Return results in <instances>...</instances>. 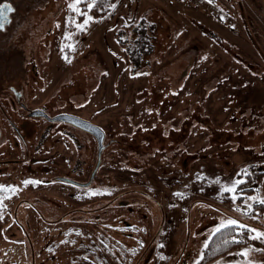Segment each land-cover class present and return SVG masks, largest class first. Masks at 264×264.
<instances>
[{
    "label": "rangeland",
    "instance_id": "obj_1",
    "mask_svg": "<svg viewBox=\"0 0 264 264\" xmlns=\"http://www.w3.org/2000/svg\"><path fill=\"white\" fill-rule=\"evenodd\" d=\"M9 1L0 118H22L25 137L20 148L7 130L0 139V182L35 181L22 196L38 208L22 206L21 225L0 212V264H29L31 248L35 264H100L97 253L197 264L221 219L264 230V205L245 213V197L221 191L244 170L247 196L264 197V0H115L86 30L74 0ZM33 109L99 126L101 152L91 133ZM7 145L15 169H2ZM241 248L264 261V240L248 236L207 264H247Z\"/></svg>",
    "mask_w": 264,
    "mask_h": 264
},
{
    "label": "flooded vegetation",
    "instance_id": "obj_2",
    "mask_svg": "<svg viewBox=\"0 0 264 264\" xmlns=\"http://www.w3.org/2000/svg\"><path fill=\"white\" fill-rule=\"evenodd\" d=\"M3 3H7V4L11 5V2L9 0H0V4H3ZM11 9H12L11 11L5 10L6 16L2 20L4 22L0 21V23L3 24V27H0V34H2V35L8 34L9 28L13 25L12 24V20H13L12 14L14 13L15 8L11 6ZM2 42H3V38L0 36V95L2 97V101L0 102V109L3 112V109H7L10 105L9 98L7 97V94L9 93V87H11L10 86V71H11V65L10 64L11 63H10V58L8 55L9 52H7V51H9L8 47L3 45ZM6 54L8 56H6ZM17 71H19V72L22 71V68H20V66H19V69ZM14 94H15V98L17 99V102L14 103V105L25 112L27 109L26 108L27 106L25 105L24 102L21 101L20 93L18 91H14ZM6 114L7 115H4V113H2L3 117L0 118V139L3 138V136H5V134L7 133L11 137L13 147H19L20 148V146H19L20 142L23 143L24 137H25L22 129L20 128L24 122H22V118H16V119L10 118L9 117V111H7ZM23 115H25V114H23ZM28 115H30V111H28ZM42 117H45V116H42ZM72 126H74V125H72ZM6 127H7V129H6ZM79 129H81V128H79ZM6 130H7V132L5 133ZM4 149H9L8 151H4V153H1V154H3V157L8 158V160L6 161L8 163L2 169H15L14 165L18 166L21 158H18L19 156H17V157H15V156L11 157L10 156L11 150L9 148V145H7V147H5ZM16 155H20V154H16ZM98 155H100V154H98ZM9 165H12V166H9ZM21 167H19L18 169H21ZM22 169H23V167H22ZM24 179H25V177L20 179V180H17V182H16L15 180H10L9 178H7V179L3 178V179H1V182H0V184L17 186L14 188V190L11 193H9L7 189L4 190V199L2 200L4 202L0 203V212L2 210L5 211L7 214V218L10 217V219H12L14 222H17L18 225H21L19 217H18V212L21 211L20 208L22 206H25V205L30 206L33 210H37V208H38V206L35 205L31 200L26 199L25 197L22 196V194H23L22 191L24 190V183H23ZM63 179L66 180V182H69L71 184H84L85 183V182L80 183V182L75 181L74 179H71L68 177H65ZM14 182L17 184H15ZM14 199L16 200V202L14 204L15 209L14 208L10 209V210L7 209V207H9L8 206L9 203L11 201H13ZM2 203H3V205L1 206ZM15 211H17V213ZM36 212H39V210ZM19 214H20V212H19ZM4 216H6V215H4ZM38 216H39V218H41L39 213H38ZM54 219L57 220L58 219L57 216ZM55 220H52V221H55ZM71 263H73V262H71Z\"/></svg>",
    "mask_w": 264,
    "mask_h": 264
},
{
    "label": "snow or ice",
    "instance_id": "obj_3",
    "mask_svg": "<svg viewBox=\"0 0 264 264\" xmlns=\"http://www.w3.org/2000/svg\"><path fill=\"white\" fill-rule=\"evenodd\" d=\"M211 2V0H210ZM99 4V0H74V3L70 5V7L73 8V10L77 13H79L81 16H83L82 21H78L76 23V27L80 29H85L95 19H98L97 17H94L90 15V12L92 9L97 7ZM83 6V7H81ZM108 7L115 8V3L108 4ZM83 9H87V11H84ZM11 11V5L7 3L0 4V21H2L6 16V11ZM103 10V9H101ZM0 27H3V24L0 23ZM67 59V57H65ZM247 180V173L244 170H240V172L237 174V176L232 180L230 184H226L221 191L226 192L230 198L235 201L237 199H240L241 197H245L243 203L246 205L244 208V212L247 213L248 211L252 210L255 204H261L264 205V197H248L243 189V185L245 184ZM34 183L35 181L32 180H25L23 183ZM17 186L14 185H7V184H0V201L4 199V190L7 189L9 193H11L14 188ZM92 194H95L93 190H89ZM251 201V202H249ZM231 229L235 233H241L243 230H248V236L251 239H258V240H264V230H261L259 228L253 227L245 222H242L240 219L236 218H228V219H221L218 224L215 225L213 231L214 232H220L222 230L225 231V239L224 243H236L238 242L241 237L239 235H232L228 230ZM250 252L249 248H241L239 250V255L247 259L248 254ZM247 264H264V261H254L251 259H247Z\"/></svg>",
    "mask_w": 264,
    "mask_h": 264
},
{
    "label": "trees",
    "instance_id": "obj_4",
    "mask_svg": "<svg viewBox=\"0 0 264 264\" xmlns=\"http://www.w3.org/2000/svg\"><path fill=\"white\" fill-rule=\"evenodd\" d=\"M114 1L115 0H99L98 6L95 7L94 9H92L91 11H92V13L94 15L103 14L109 8L107 5L108 4H112ZM101 9H103V10H101ZM256 206H261V204H258ZM57 218L58 219L55 220V221H53V222L61 221V219L59 218V216H57ZM228 232H230L232 235H239L241 237V239L238 242H236V243H228V244H225L223 242L224 239H225V231L222 230L220 232H213L209 236V238H208L205 246L203 247L201 257L198 260L197 264H207L210 261H212L213 259H215L217 257H220V256H223V255L227 254L228 252L233 251V250L239 248L241 245H244V244L247 243V241H248V234H247L248 233V230L247 229L243 230L241 233H235L231 229H229ZM26 238H27V236L24 239H26ZM84 251L85 252H83V253H86V254L87 253L95 254L94 252L96 250H95L94 247L88 246V247L85 248ZM34 255H35V253L33 254V251H32V248H31L30 260L32 261V259H34V261L30 262L29 264H32L33 262H34L33 264H35V256ZM75 256H76V258L77 257L78 258L80 257L79 254H77ZM97 257H100V260L102 261V259H103V255L102 254L97 253ZM96 261L98 262L97 259H96ZM101 261H99L100 264L102 263ZM40 262L41 261H39L38 264H40ZM84 264H87V263H84Z\"/></svg>",
    "mask_w": 264,
    "mask_h": 264
},
{
    "label": "water",
    "instance_id": "obj_5",
    "mask_svg": "<svg viewBox=\"0 0 264 264\" xmlns=\"http://www.w3.org/2000/svg\"><path fill=\"white\" fill-rule=\"evenodd\" d=\"M30 115H35V116L41 115V116H45L46 118L50 120H60V121H65L67 123H70L94 135L97 140V146H98L99 152L101 151L103 147V137H104L103 130L99 126L91 123L88 120H85V119H82L80 117H77L75 115H70V114H58L53 117H50L43 110H40V109L31 110Z\"/></svg>",
    "mask_w": 264,
    "mask_h": 264
}]
</instances>
